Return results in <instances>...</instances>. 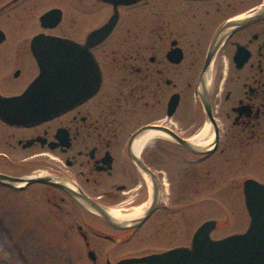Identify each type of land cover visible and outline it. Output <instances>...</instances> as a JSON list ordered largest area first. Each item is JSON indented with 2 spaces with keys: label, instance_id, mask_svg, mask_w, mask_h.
Segmentation results:
<instances>
[{
  "label": "flooded vegetation",
  "instance_id": "flooded-vegetation-1",
  "mask_svg": "<svg viewBox=\"0 0 264 264\" xmlns=\"http://www.w3.org/2000/svg\"><path fill=\"white\" fill-rule=\"evenodd\" d=\"M118 1H0V102L23 93L39 74L35 51L53 49L33 44L36 35L84 44L116 17L109 34L89 48L100 72L92 94L35 122L0 117V174L21 179L0 180V187L29 190L58 210L60 230L78 234L93 263V236L116 248L138 232L168 230L169 242L175 237L178 212L165 163L189 172L213 155L221 161L249 150L264 157V0ZM199 95L207 96L208 110ZM146 125L157 126L158 135L136 151L138 130ZM205 128L200 145L191 141ZM154 184L159 195L145 217ZM190 218L180 215L181 242L163 239L159 250L131 256L189 246L196 230ZM126 257L114 261L106 251L103 261Z\"/></svg>",
  "mask_w": 264,
  "mask_h": 264
},
{
  "label": "rangeland",
  "instance_id": "rangeland-1",
  "mask_svg": "<svg viewBox=\"0 0 264 264\" xmlns=\"http://www.w3.org/2000/svg\"><path fill=\"white\" fill-rule=\"evenodd\" d=\"M131 125L129 123V127ZM252 154L247 150L240 155H224L221 161L213 155L195 164L189 172L180 171L168 158L164 168L173 180L172 196L176 199L178 212L175 214L178 217L175 219V237L169 242L173 234L168 230L154 236L138 232L127 244L116 248L114 244L98 241L93 236V249L97 253L95 263L88 258L84 241L78 234H64L60 230L58 210L44 204L40 197L34 195L31 198L29 190L0 187V264H104L106 251L114 261L120 257L150 253L162 248L164 242L170 244L174 240H183L180 215L185 213L191 217L190 227L194 230L206 219L219 220V227L211 233L213 238L244 231L249 219L242 182L248 177L264 182V161L257 160L264 157L257 158ZM167 195L168 192L164 193ZM163 239L165 241L161 243Z\"/></svg>",
  "mask_w": 264,
  "mask_h": 264
},
{
  "label": "water",
  "instance_id": "water-1",
  "mask_svg": "<svg viewBox=\"0 0 264 264\" xmlns=\"http://www.w3.org/2000/svg\"><path fill=\"white\" fill-rule=\"evenodd\" d=\"M118 2L128 3L133 0ZM115 20L116 17H112L103 26L91 31L84 44L36 35L33 44H49L53 49L35 51L40 66L39 74L23 93L0 102V117L18 124L31 123L51 117L92 94L99 85L100 72L89 48L109 34ZM199 98L208 110L207 96L199 95ZM169 105L172 107L173 103ZM156 129L157 126L146 125L138 133ZM172 136L184 147L196 151V146L190 140L174 134ZM0 179L11 183L21 180L3 174H0ZM242 193L249 216L245 231L213 239L210 233L216 226V220L208 219L195 230L189 246H179L141 257H128L115 264H264V183L246 178L242 183ZM158 195V188L154 184L152 204L145 217L154 207ZM87 204L108 222H114L98 206L89 202ZM143 219L144 217L135 221L133 226ZM88 256L93 259V252L89 251Z\"/></svg>",
  "mask_w": 264,
  "mask_h": 264
},
{
  "label": "bare ground",
  "instance_id": "bare-ground-1",
  "mask_svg": "<svg viewBox=\"0 0 264 264\" xmlns=\"http://www.w3.org/2000/svg\"><path fill=\"white\" fill-rule=\"evenodd\" d=\"M207 128L201 130L198 135H196L195 137L192 138L191 141H193L195 144H199L202 139L205 137L206 135V131ZM158 135V132H156L155 130H148V131H145L143 133L140 134V136L138 137V140L134 143V149L136 151H138V149H140L142 146L146 145V143H148L154 136ZM200 145V144H199ZM139 210H135L133 213H123V217L124 218H130L131 216H134L136 213H138ZM112 213H114V216L115 217H120L118 215V212L116 211H113Z\"/></svg>",
  "mask_w": 264,
  "mask_h": 264
}]
</instances>
